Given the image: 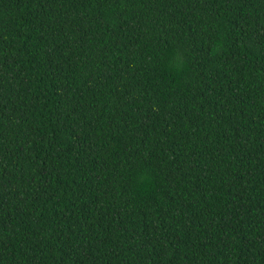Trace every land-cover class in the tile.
<instances>
[{
    "label": "trees",
    "instance_id": "obj_1",
    "mask_svg": "<svg viewBox=\"0 0 264 264\" xmlns=\"http://www.w3.org/2000/svg\"><path fill=\"white\" fill-rule=\"evenodd\" d=\"M0 264H264V0H0Z\"/></svg>",
    "mask_w": 264,
    "mask_h": 264
}]
</instances>
